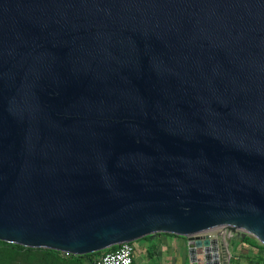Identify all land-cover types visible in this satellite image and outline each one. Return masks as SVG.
<instances>
[{
    "label": "water",
    "instance_id": "1",
    "mask_svg": "<svg viewBox=\"0 0 264 264\" xmlns=\"http://www.w3.org/2000/svg\"><path fill=\"white\" fill-rule=\"evenodd\" d=\"M220 229L264 246V0H0V242Z\"/></svg>",
    "mask_w": 264,
    "mask_h": 264
},
{
    "label": "crops",
    "instance_id": "2",
    "mask_svg": "<svg viewBox=\"0 0 264 264\" xmlns=\"http://www.w3.org/2000/svg\"><path fill=\"white\" fill-rule=\"evenodd\" d=\"M210 236L212 234L209 233ZM223 236L222 232L214 237ZM234 245L233 261L231 264H257L256 257H264V252L241 244ZM187 240L169 234H156L132 242L133 253L131 264H190L186 249ZM260 246V245H259ZM250 258H246L244 255ZM232 256V257H233Z\"/></svg>",
    "mask_w": 264,
    "mask_h": 264
},
{
    "label": "rangeland",
    "instance_id": "3",
    "mask_svg": "<svg viewBox=\"0 0 264 264\" xmlns=\"http://www.w3.org/2000/svg\"><path fill=\"white\" fill-rule=\"evenodd\" d=\"M226 231L224 229L215 230L210 232L214 237L217 233ZM252 242L259 245L254 239L247 237ZM239 236L234 235L232 239L227 242V253L220 251V264H231V258L234 252V245L239 241ZM10 245V244H9ZM261 246V245H260ZM229 257H228V256ZM0 264H73L66 260L64 257L59 255H53L43 252L42 250L31 249V251L15 250L8 246H0ZM82 264H88L87 261L83 260Z\"/></svg>",
    "mask_w": 264,
    "mask_h": 264
},
{
    "label": "built area",
    "instance_id": "4",
    "mask_svg": "<svg viewBox=\"0 0 264 264\" xmlns=\"http://www.w3.org/2000/svg\"><path fill=\"white\" fill-rule=\"evenodd\" d=\"M223 236L221 238H226V243L229 242L236 233H231L229 231H223ZM209 238H214L207 234ZM219 237V236H218ZM229 239V240H228ZM111 251H104L103 253L96 256L94 259V264H131L132 262V253H133V245L130 243H122L119 244ZM226 253V250L223 249Z\"/></svg>",
    "mask_w": 264,
    "mask_h": 264
},
{
    "label": "trees",
    "instance_id": "5",
    "mask_svg": "<svg viewBox=\"0 0 264 264\" xmlns=\"http://www.w3.org/2000/svg\"><path fill=\"white\" fill-rule=\"evenodd\" d=\"M239 242L241 244H247L249 245L250 247L252 248H255L257 250H261L262 252H264V246H259L257 245L256 243L252 242L251 239L247 238V237H244L243 239H238ZM240 243H238V248L240 247ZM0 246H4V247H12L14 248L15 250H25V251H31V249H24L22 247H19V246H15V245H9V244H5V243H2L0 242ZM114 248H110L108 250H105V251H111L113 250ZM37 250V249H36ZM43 252L45 253H48V254H53V255H59L61 257H64V260L70 262V263H73V264H82V261L85 260L88 262V264H94V259L96 258V256H98L99 254L103 253L104 251L102 252H95V253H91V254H86V255H83V256H71V255H66V254H62V253H58V252H53V251H49V250H42ZM247 259L250 258L248 257V255H244ZM233 258H235V256H233L231 258V261H233ZM255 261L257 262V264H264V257L260 258V257H256L255 258Z\"/></svg>",
    "mask_w": 264,
    "mask_h": 264
}]
</instances>
